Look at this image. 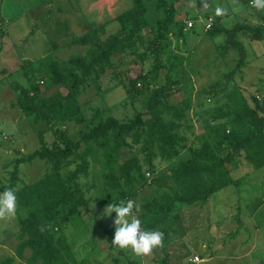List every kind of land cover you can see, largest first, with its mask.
I'll list each match as a JSON object with an SVG mask.
<instances>
[{
	"label": "rangeland",
	"instance_id": "374dc122",
	"mask_svg": "<svg viewBox=\"0 0 264 264\" xmlns=\"http://www.w3.org/2000/svg\"><path fill=\"white\" fill-rule=\"evenodd\" d=\"M167 3L176 13L163 39H158L159 22L164 21L167 14L158 9L156 0H147V27L134 39L119 46L123 51L112 54L113 65L106 69L97 84L92 82L82 91L78 105L85 118L84 124L64 120L35 124L33 118L26 117L21 110L22 99H19L20 94L14 86L40 85L45 90L41 83V80L46 81L43 75L33 73L41 61L51 57L59 63L67 62L88 50V45L80 43L83 37H91L95 42H108L113 36H123L122 33L127 34L128 31L123 30L122 24L114 22L93 32L90 24L93 17L83 15L77 0H0V188L10 186L13 175L17 179L15 190L19 191L52 172L51 165L39 158L32 162L20 161L42 147L40 132H43L44 141L49 146L55 141L58 130L78 142L83 132L108 117L122 122L130 120L135 116L136 106L140 107V103L154 91L166 86L170 88L168 102L171 105L181 104L186 97L193 100L187 118L192 131H181L188 134V143L192 147L201 146L205 140L216 144L214 129H219L224 137L229 135L226 131L234 130L232 117L223 116L230 109L243 105L240 99L236 102L238 94L243 95L246 102L264 117V34L259 40L261 42L254 40L249 33L242 32L236 36V40L239 38L247 48L248 65L230 84L225 83L224 76L234 67L237 52L232 50L224 61L218 59L227 37L219 34L212 38L211 35L219 29V18L212 14L218 6L227 9L224 16H219L225 19L223 25L226 29L250 20L249 16L254 17L249 26L264 29V13L250 7L249 0L247 4L244 0H167ZM209 19L214 22L213 31L209 30L204 35L190 30L185 36L190 21L197 22L196 28H204ZM199 37L208 39L201 43L197 40ZM183 48H189V53L183 52ZM186 56V68L194 74L198 88H189V83L183 80V57ZM177 68L178 72L182 68L178 75L181 80L175 85L177 77L173 73ZM140 73L143 79L133 98V92L129 95L127 80ZM208 86L211 87L206 89ZM59 90L64 92L59 86L36 96L48 98ZM209 90H212V95L202 93ZM170 118L165 114L166 120ZM139 156L143 160V155ZM244 156H240L239 168L233 172L238 186L222 191L219 201L178 207L175 213L178 218L174 215L164 223L166 227L161 224L154 229L163 232V246L156 248L150 256L140 258L130 250L114 248L105 240V232L95 231V227L100 224L115 228L116 213L108 216L104 210L109 204L129 200L139 206V212H134V215L140 220L145 203L159 196L156 188L161 175L172 180L170 162L157 159L153 174L145 167L148 181L134 195L124 189L106 193L103 176L111 169L101 151L95 149L89 157L87 174L79 179L93 215H87L82 208L77 219L63 223L61 214L51 225L52 233L55 238L68 240L74 255L71 264H264V167L250 166ZM75 168H66L61 175L67 176ZM27 214L28 210L21 209L14 218L0 221V264L11 258L12 264H29L30 249L25 250L22 258L17 256L21 242L20 223ZM212 222L215 225L232 222L235 227L232 233L222 231L218 236L212 231ZM165 246L168 258L162 251Z\"/></svg>",
	"mask_w": 264,
	"mask_h": 264
},
{
	"label": "trees",
	"instance_id": "16d2710c",
	"mask_svg": "<svg viewBox=\"0 0 264 264\" xmlns=\"http://www.w3.org/2000/svg\"><path fill=\"white\" fill-rule=\"evenodd\" d=\"M156 1L158 9L164 10L167 14L165 20L159 22L158 39L162 40L176 12L167 0ZM77 2L85 17H93L90 22L93 32L118 22L128 33L113 36L108 42H95L91 37L90 39L83 37L80 43L89 46L84 55L71 57L64 63H59L51 57L41 61L37 68L34 67L33 73L43 75L46 83L43 80L41 83L45 85V90H42L40 85L24 87L16 84L14 90L20 94L19 99H22L21 110L26 117L33 118L35 124L51 123L55 120L84 124L85 118L78 105V97L88 84L92 82L97 84L106 69L113 65L112 54L123 51L119 46L134 39L147 27V0H77ZM244 2L247 4L248 0ZM213 30L214 26L211 31ZM242 32L249 33L254 40L259 41L263 39L264 29L236 24L232 29L219 28L211 33L212 37L221 33L227 37L224 48H221L223 55L230 50H235L238 54L235 67L225 73L226 80L223 78L227 84L235 81V76L245 67V47L236 40V36ZM181 69L179 72L178 68L174 70L173 75L177 77L175 85L181 80L178 78ZM142 79L141 73L132 79L128 78L129 95L133 94L131 97L134 98V91ZM30 80L33 82L32 78ZM189 85L191 88L192 83ZM59 86L64 92L59 90L48 98L36 96L40 95V92ZM169 90L170 88L166 86L154 91L146 101L140 103V107L133 108L135 116L126 122L115 117L100 121L96 126L83 132L78 142L58 130L55 141L49 146L44 141L43 132H40L42 147L26 160L20 161L32 162L39 158L51 165L52 172L38 182L16 191L17 212L21 209L28 210L27 217L20 223L21 242L17 247L19 258L23 257L25 250L30 249L32 256L29 264H71L74 261L68 240L65 237L55 238L51 225L61 214L63 216L60 221L63 223L77 219L82 208L86 210L87 215H93L94 211L89 207L79 179L87 174L89 157L95 149L101 151L107 166L111 169L110 173L103 176L106 193L124 189L130 195H134L137 190L143 189L148 181L145 167L153 174L157 159L170 162L172 181L164 179L161 175L157 188L163 190L162 193L143 206L144 213L140 221L145 230H154L161 224L163 228L166 227L164 223L168 219L174 215L175 218L179 217L175 214L178 207L205 205L211 200L219 201V194L222 191L239 185L233 172L239 168L238 159L242 154L250 166L264 167V117L246 102L243 95L238 94L236 99V102L240 99L243 105L230 109L228 114L223 116L232 117L234 130L226 131L229 135L224 137L219 129H214L216 144L205 140L201 146L192 147L188 145V134H182L181 131H192V125L187 122V118L193 100L186 97L181 104L171 105L168 102ZM211 92L212 90L202 93L212 95ZM165 114H169L171 118L166 120ZM82 146L83 151L80 150ZM227 147L230 151H227ZM184 151L188 152L185 160L181 159ZM125 152L128 154H124ZM137 153L143 155V160ZM175 159L178 160L173 163ZM71 166H76L75 170L67 176H62V171ZM16 181L13 175L10 186L0 188V192L9 188L15 190ZM216 206L215 202V208ZM98 226L95 227V231L103 230L105 240L112 245L115 228L100 224ZM163 249L168 258L166 246ZM12 261L11 258L1 264H12Z\"/></svg>",
	"mask_w": 264,
	"mask_h": 264
},
{
	"label": "clouds",
	"instance_id": "9594fccd",
	"mask_svg": "<svg viewBox=\"0 0 264 264\" xmlns=\"http://www.w3.org/2000/svg\"><path fill=\"white\" fill-rule=\"evenodd\" d=\"M203 2V0H202ZM250 7L259 13H264V0H249ZM206 7L207 5L204 4ZM217 16H224L227 9L218 6L215 10ZM139 206L133 201L109 204L105 208L108 216L114 212L115 235L112 242L114 248L122 251H131L135 256L144 258L150 256L156 248L163 246L164 234L159 230H144L141 221L134 212H139ZM17 195L16 190L6 189L0 192V221H8L16 216ZM43 231V226H41Z\"/></svg>",
	"mask_w": 264,
	"mask_h": 264
},
{
	"label": "crops",
	"instance_id": "0c3cea01",
	"mask_svg": "<svg viewBox=\"0 0 264 264\" xmlns=\"http://www.w3.org/2000/svg\"><path fill=\"white\" fill-rule=\"evenodd\" d=\"M212 14H213V16H217L214 12H212ZM218 18H219V28L220 27H222V28H226L224 25H223V23L225 22V19L223 18V17H219V16H217ZM249 18H250V20H247V21H244V22H240V23H237V24H242V25H251L250 24V21L254 18V17H251V16H249ZM194 23H195V25H194V27L193 28H189V29H186V35H187V32H189L190 30H194L193 31V33H196V34H204V33H206L205 32V30H204V28H205V25H204V28H198V26H197V28H196V25H197V22H195V21H193ZM221 25V26H220ZM235 26V25H234ZM196 28V29H195ZM233 28V27H232ZM232 28H230V29H232ZM191 32V31H190ZM222 34V33H221ZM185 35V36H186ZM205 35V34H204ZM219 35V34H218ZM218 35H216V36H218ZM216 36H214V37H216ZM214 37H212V38H214ZM208 38H205V37H199V38H197V40L198 41H200L201 43H203V42H205L206 40H207ZM238 40H239V42L240 43H242L241 42V40L238 38ZM258 42V41H257ZM259 42H261V41H259ZM243 45H245V44H243ZM218 50H219V48H218ZM189 48H183V52H186V54H188L189 52ZM192 51V50H191ZM232 50H230L228 53H226L225 55H223V51H220V54H219V58L218 59H222L223 61H224V58L231 52ZM245 51H246V60H245V67L244 68H246L247 67V65H248V63H247V57H248V52H247V48H245ZM238 55V54H237ZM187 59V56L186 57H183V62H184V65H183V80L184 81H187L186 82V84L187 83H192V87H196V88H198L196 85H197V83H196V81H194V79H193V76H194V74L190 71V72H188V70H187V68H186V62L185 61H187L186 59ZM237 60H238V56H237ZM237 60H236V62H237ZM235 65H236V63H235ZM235 65H234V67H235ZM188 67V66H187ZM233 67V68H234ZM185 68H186V71H187V73H185ZM232 68V69H233ZM232 69H230V70H232ZM229 70V71H230ZM229 71H227V72H229ZM227 72H225V73H227ZM237 77H238V74L235 76V79H237ZM185 84V83H184ZM194 132V131H193ZM188 145L190 146L191 144H189L188 143ZM183 157V158H182ZM188 157V152L187 151H184L183 153H182V155H181V159H183V160H185L186 158ZM178 160V159H177ZM176 159L173 161V163L174 162H176L177 161ZM169 165V164H168ZM171 165V164H170ZM165 179V178H164ZM166 180H168V181H172V180H169V179H166ZM156 190H157V193L158 194H161L162 193V191L163 190H161V189H159V188H156ZM214 222H217V221H214ZM212 224H213V226H212V231H213V233H214V235H221V232L222 231H229L230 233H232V231L234 230V223H232V222H230V224H228V222H226V223H224V224H218L217 223V225H215V223H213L212 222ZM228 225H230V226H228ZM219 248H220V246H219ZM222 249V248H221ZM216 250H218V249H216ZM217 254H219V253H217ZM227 256H230V254L229 253H227L226 254ZM214 256V255H213ZM243 260H246V258H243Z\"/></svg>",
	"mask_w": 264,
	"mask_h": 264
},
{
	"label": "built area",
	"instance_id": "2783aa9c",
	"mask_svg": "<svg viewBox=\"0 0 264 264\" xmlns=\"http://www.w3.org/2000/svg\"><path fill=\"white\" fill-rule=\"evenodd\" d=\"M213 20L212 19H209V21L207 22V24H205V31H209L213 28L214 24H213ZM195 25V23L193 21H190L188 24H187V27L188 28H193Z\"/></svg>",
	"mask_w": 264,
	"mask_h": 264
}]
</instances>
